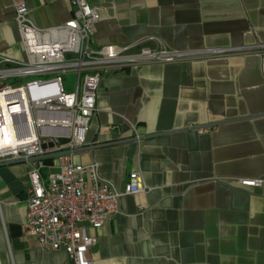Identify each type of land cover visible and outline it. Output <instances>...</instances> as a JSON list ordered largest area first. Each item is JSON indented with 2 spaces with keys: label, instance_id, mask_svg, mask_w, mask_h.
Instances as JSON below:
<instances>
[{
  "label": "crops",
  "instance_id": "obj_1",
  "mask_svg": "<svg viewBox=\"0 0 264 264\" xmlns=\"http://www.w3.org/2000/svg\"><path fill=\"white\" fill-rule=\"evenodd\" d=\"M87 1L100 45H264V0ZM17 5L40 29L64 23L71 9L66 0H0V56L23 61ZM96 106L72 160L96 162L119 192L139 172L147 189L122 195L116 217L88 230L93 264H264V183H238L264 178V50L105 75ZM29 184V163L0 166V264H66L63 251L25 232Z\"/></svg>",
  "mask_w": 264,
  "mask_h": 264
},
{
  "label": "built area",
  "instance_id": "obj_2",
  "mask_svg": "<svg viewBox=\"0 0 264 264\" xmlns=\"http://www.w3.org/2000/svg\"><path fill=\"white\" fill-rule=\"evenodd\" d=\"M66 1L71 17L45 29L31 22L24 5L14 9L25 59L0 56V163L24 160L30 165L26 234L42 249L63 251L66 264H93L88 252L96 237L88 230L116 217L122 195L147 189L141 174L132 171L119 192L99 176L96 162L80 164L71 158L85 144L101 78L147 64L263 51L264 45L196 51L149 48L144 39L100 45L94 38L96 10L87 0ZM67 72L75 75L72 90L64 87ZM44 158H52L51 164ZM49 168L55 172L44 179L41 171ZM238 183L257 187L264 178H242Z\"/></svg>",
  "mask_w": 264,
  "mask_h": 264
},
{
  "label": "rangeland",
  "instance_id": "obj_3",
  "mask_svg": "<svg viewBox=\"0 0 264 264\" xmlns=\"http://www.w3.org/2000/svg\"><path fill=\"white\" fill-rule=\"evenodd\" d=\"M63 79H64V87L66 90H72L73 86H74V81H75V75L71 72H67L63 75ZM45 144H42V148H45ZM47 169L43 170V173L45 175H47Z\"/></svg>",
  "mask_w": 264,
  "mask_h": 264
},
{
  "label": "water",
  "instance_id": "obj_4",
  "mask_svg": "<svg viewBox=\"0 0 264 264\" xmlns=\"http://www.w3.org/2000/svg\"><path fill=\"white\" fill-rule=\"evenodd\" d=\"M218 124V123H217ZM198 127H193V128H191V129H197ZM159 134H161V133H159ZM158 134V135H159ZM157 135V134H156ZM156 135H149V136H147V137H152V136H156ZM135 140V139H134ZM49 147H52V144L51 143H49V145H48ZM77 150H79V149H77ZM77 150H75V151H77ZM74 151V152H75ZM20 162H25L24 160H17V161H7V162H2V163H0V166H2V165H10V164H13V163H20Z\"/></svg>",
  "mask_w": 264,
  "mask_h": 264
},
{
  "label": "trees",
  "instance_id": "obj_5",
  "mask_svg": "<svg viewBox=\"0 0 264 264\" xmlns=\"http://www.w3.org/2000/svg\"><path fill=\"white\" fill-rule=\"evenodd\" d=\"M43 161H44V163H45L46 165H50L51 162H52V158H44ZM42 172H43V171H42ZM43 174H44V173H43ZM44 175H45V174H44Z\"/></svg>",
  "mask_w": 264,
  "mask_h": 264
}]
</instances>
